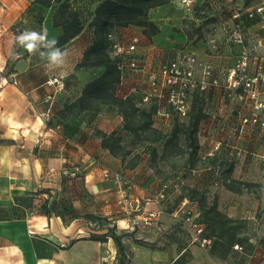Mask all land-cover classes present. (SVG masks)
I'll list each match as a JSON object with an SVG mask.
<instances>
[{"label": "crops", "instance_id": "obj_1", "mask_svg": "<svg viewBox=\"0 0 264 264\" xmlns=\"http://www.w3.org/2000/svg\"><path fill=\"white\" fill-rule=\"evenodd\" d=\"M204 1L195 0V12L192 15L195 21L198 19L196 9L200 10L199 6ZM246 1L222 8L221 13L226 14L221 21H225L228 25L232 21L235 23L241 21L251 33L255 32L262 36L264 26L260 18L264 19V0H254L251 4H246ZM0 4V14L3 13L7 21L4 23L0 20V27L3 29L9 23L22 22L29 30L28 24L32 22V15L41 13L42 23L32 30L40 32L47 29L49 39L56 38L61 33V28L52 24L54 11L52 7H41L33 0H0ZM258 5H262L263 12L256 15L255 19L247 18L245 11ZM215 7L217 8V5ZM208 11L211 12L212 8ZM235 11L239 13L238 18L234 16ZM147 16L159 30L150 37L162 48L187 40L182 31V11L176 7L174 0L151 8ZM119 29L143 31V27L135 25ZM89 35V31L83 30L61 47V50L66 49L69 55L64 69L66 72L63 70L64 73L60 74L69 75L71 81L67 83L65 90L60 92L64 100L58 98L62 102L59 107L64 102L77 98L88 82L90 72L73 69V66L81 59L83 51L91 43ZM192 41L194 40H188V44ZM197 45L199 42L191 45V48ZM23 49L21 47L16 52L14 71L10 73V77L16 81V86L2 77L0 100L8 102V94L20 89L26 90L33 98V102L40 95L43 101L50 96L57 102L56 93L50 94L52 87L47 84L48 70L41 69L44 58L30 54L23 56L21 55ZM229 57L232 55L230 54ZM46 89H49L50 93L44 94ZM72 94L75 96L67 98ZM57 108L56 105L55 109ZM9 121L10 124L0 130V264H117L116 247L112 238L107 236L104 241L100 239L105 234L106 228L94 227L92 221L82 217L65 222L60 216L47 217L41 213L40 206L45 199H56L62 207V203H65L72 193H75L72 196L74 200H71L73 205L81 200L90 214L105 217L108 221L115 218L117 232L128 233L123 237L126 264L171 262L169 249H150L137 245L132 241L131 235L141 241H152L164 229L165 221L180 223L169 213L182 197L178 194L180 188L171 190L162 203L166 211L161 214L159 227L155 231L152 228L141 230L136 227L130 231L125 230L124 218L128 213L115 203L117 192L122 185L111 178V174L118 172L123 178L136 184L129 189V200L132 203H143L149 196L155 194L160 180L155 182L154 177L147 178L148 172L141 167L126 168L119 158L101 147L100 139L94 134V130L99 128L97 116L81 119L73 115L62 119L63 129L59 132L47 130L41 118L34 120L32 125H27L19 114L11 113ZM250 129L232 135L228 134L229 132L225 133L231 136L227 145L231 142L229 147L234 150L232 155L234 167L230 177L252 181L253 184L256 183L254 187H258L259 190L256 193L244 190L236 193L220 185L221 187L217 189L218 209L228 217L246 220L254 219L256 210L261 209L259 233L264 235V179L255 177L254 172L257 169L253 167V162L249 163L243 157L250 155L255 160L259 158L262 161L259 162L264 165V149L261 146L263 143L260 144L264 140V132H255V129L250 132ZM204 138L208 145L204 154L207 155L213 150L215 133L207 130ZM214 153L216 154V151ZM86 189L92 194L86 197L80 196ZM41 190L45 192H40ZM174 196L177 198L174 199ZM76 213L79 214L81 211ZM64 218L67 216L64 215ZM176 256L178 253H175V258ZM189 263L195 264V259L193 258ZM205 264L226 263L208 255Z\"/></svg>", "mask_w": 264, "mask_h": 264}, {"label": "rangeland", "instance_id": "obj_2", "mask_svg": "<svg viewBox=\"0 0 264 264\" xmlns=\"http://www.w3.org/2000/svg\"><path fill=\"white\" fill-rule=\"evenodd\" d=\"M253 1L247 0L246 4H251ZM238 3H243V0H205L199 6L200 10L196 9L198 16L196 21L194 17L184 15H182L183 18L181 17V21L184 23L182 26L183 32L198 28V31H195L189 40H194L190 43L191 45L198 42L199 45L191 48L187 39L185 42L163 48V50L171 51L173 47L180 49L182 46H188L195 52L200 62L209 63L214 67L213 77L217 79V84H213L215 86L209 85L205 92H197L191 100L194 111L199 110L200 114L204 116L200 120L195 133L197 148L194 154H191L192 145L189 143L190 134L187 127L189 118L173 123L172 128L166 133H158L153 129L149 133L142 134V139L138 140L122 128L123 120L119 115L112 113L97 115L101 130L106 132L114 130L121 135V151L119 152L130 151V154L125 156L123 165H128L133 160L138 161L136 166L148 172L147 178L149 176L154 177L155 182L163 179H173L176 176L181 177L183 183L178 191L181 196H187L192 189L196 190L194 201L203 213L206 224L205 234L211 236L213 240L209 247L192 243L187 229L180 223L170 221H165L164 229L152 241H141L131 235L132 241L137 245L150 249H169L172 257L171 262H166L168 264H187L193 258L195 264H205L208 255L226 264H247L251 261L256 264H264V235L259 233L262 210L257 209L254 219L246 220L239 217H228L218 209L219 195L217 189L221 187L220 185L236 193L243 190L256 193L259 190L258 187H254L256 183L253 184L252 181H242L237 177H230L234 167L232 162L234 150L229 147L231 142L228 145L227 142L231 137L230 135L235 134V132L239 133L242 118L250 119L257 116L258 120L263 122L257 125H245L243 132L247 128H251L250 132L254 129L255 132H264V115L262 112V108H264L263 41L260 40L261 36L255 32L251 33L241 21L237 23L232 21L230 25L225 21H221L223 15L226 14L221 13V9ZM73 4L78 8L84 19L82 30L90 32V42H92L94 34L88 22L92 18L89 13L90 8L95 4V0H73ZM210 8H212L211 12L208 11ZM0 20L7 23L3 13L0 14ZM31 21L28 24L29 30L41 24L43 16L41 13L32 15ZM25 30H27V26L22 22L9 23L5 29L0 27V79L5 77L6 81L10 83H13V77H10V73L14 71L16 52L21 48L14 44V40L16 36ZM140 30L142 31V29ZM198 35L200 37L196 38ZM21 52L23 56L28 54L25 49ZM230 54L232 57H229ZM240 54H245L248 57V74L257 75L259 78L258 88L256 87L257 91L254 96H250L248 92L243 90H231L226 87V71L236 62ZM45 63L46 60L44 59L41 63L42 71L46 69ZM76 64H74L73 69H76ZM64 69L65 66L51 71L46 69L48 70L46 76L51 78L53 74L64 73ZM80 70L90 72V76L87 78L89 81L99 75L103 69L80 68ZM197 78H200L199 71H197ZM70 81L71 79L68 83ZM14 85L16 86V84ZM45 92L50 93V90L46 89L44 94ZM54 93H56L55 100H57L55 107L57 105L59 108L62 104L61 100H64L63 94L61 95L60 91H54L52 88L50 94ZM74 96L72 94L67 98ZM44 108H46L45 102L41 95L36 97L35 102H33V98L30 94H27L26 90L17 89L16 92L8 94V102L0 100V130L5 129L10 124L11 113L19 114L21 118L25 119V124L32 125L34 120L41 118L40 112ZM207 130L215 133L213 146L216 154L214 156L204 154L208 146L204 138ZM260 144L263 148L264 140ZM243 157L249 163L250 161L253 162V167L257 169L254 172L255 177L264 179V165L259 162L261 160L259 158L255 160L250 155H244ZM89 194L92 193L86 189L84 194L80 196L86 197ZM74 195L75 193L70 194L68 202L62 203L64 215L68 218L80 211L81 213L78 215L90 214L86 210L87 206L81 200L73 205L71 200H74L72 199ZM107 196L109 197V195ZM109 198L112 199V197ZM176 198L177 196H174V199ZM94 216L98 217L97 220H92L94 227H115V218L106 222L101 219L102 217ZM175 253H178L176 258ZM124 264L126 263L124 262Z\"/></svg>", "mask_w": 264, "mask_h": 264}, {"label": "built area", "instance_id": "obj_3", "mask_svg": "<svg viewBox=\"0 0 264 264\" xmlns=\"http://www.w3.org/2000/svg\"><path fill=\"white\" fill-rule=\"evenodd\" d=\"M174 1L182 15L192 17L195 12V0ZM97 2L95 1V4ZM262 12V5H258L245 11V14L247 18L255 19L256 15ZM236 13L238 11L234 12V16L238 18L239 13ZM79 16L83 23L81 13ZM260 20L264 26V19ZM106 38L107 53L115 61L119 73V80L114 88L115 96L121 99L130 98L137 107H153L152 127L160 133H166L172 128L173 123L189 118L193 95L205 92L209 85L217 84V79L213 77L214 67L209 63L200 62L195 52L188 46H182L180 49L173 47L171 51L163 50L160 44L141 30L114 29L107 33ZM260 40L264 44V33ZM247 61L248 57L245 54L237 57L236 62L226 71V87L231 90H243L254 96L259 78L257 75L248 74ZM197 71L200 72V78H197ZM51 76L47 84L52 86L54 91L60 92L65 90L71 79L69 75L63 74ZM12 82L16 84L15 80ZM44 101L47 106L40 112V116L45 122L46 129L53 132L61 131L63 123L55 116V101L50 96ZM262 112L264 115V108ZM49 123L51 124L48 125ZM261 123L263 122L259 121L257 116L250 119L244 117L238 131L242 133L245 125ZM215 151L213 147L207 156H214ZM111 175V178L122 185L117 192L115 203L128 213L124 218L123 229L129 231L135 227L141 230L152 228L155 231L159 227L161 214L166 211L162 203L171 190L181 188L183 183L179 176L160 180L155 194L149 196L143 203H132L129 200V189L136 184L123 178L118 172ZM169 211L171 216L187 229L192 243L202 247H209L212 244V238L205 234L203 213L194 200L182 196ZM247 264L256 263L251 261Z\"/></svg>", "mask_w": 264, "mask_h": 264}, {"label": "trees", "instance_id": "obj_4", "mask_svg": "<svg viewBox=\"0 0 264 264\" xmlns=\"http://www.w3.org/2000/svg\"><path fill=\"white\" fill-rule=\"evenodd\" d=\"M41 7L54 8L52 14L53 26L60 27L61 33L55 38L58 41L57 47L61 48L69 40L79 35L83 30V23L79 16V10L73 4V0H33ZM98 1L90 10L89 15L92 18L89 20V27L94 34L93 41L85 48L81 59L77 62L76 69L102 68V72L89 80L83 87L81 94L74 100L66 101L61 107L55 109V116L61 121L73 115L81 119L93 118L100 113H112L119 115L122 120V128L130 133L133 138L141 140V135L149 133L155 128L152 127L153 107H137L132 99H121L115 96L114 88L119 80V73L116 63L107 53L108 41L106 38L110 30L119 29L128 25L143 27V32L147 36L156 34L159 30L156 25L148 19V11L151 8L168 4L171 0H95ZM77 6V5H76ZM88 17V16H87ZM86 18V17H85ZM184 24V23H183ZM185 30L184 33L187 39H191L194 32ZM198 35L196 38H199ZM204 116L199 110L194 111V106L189 113L188 130L189 143L192 145L191 154H194L197 148L195 133L200 120ZM160 133L158 130H156ZM175 132V131H174ZM173 132V133H174ZM94 134L100 139L101 147L107 149L108 152L121 160L124 163L126 155L130 151L120 153L121 151V135L116 131L105 132L99 128L94 130ZM134 157V156H133ZM138 161L133 160L130 164L124 165L126 168L136 167ZM175 178V177H174ZM48 193L49 191L46 190ZM40 192H45L41 190ZM196 190H190L186 196L194 200ZM40 211L45 216L51 215L60 216L63 221H70L75 218L82 217L86 220H97L98 217L93 214L70 215L64 218L62 207L56 199H45ZM108 222L107 218L102 217ZM128 233L117 232L116 227L108 226L105 234L100 238L102 241L107 236L111 237L117 253V264H124L126 255L123 243V237ZM206 236H209L206 234ZM211 237V236H209Z\"/></svg>", "mask_w": 264, "mask_h": 264}, {"label": "clouds", "instance_id": "obj_5", "mask_svg": "<svg viewBox=\"0 0 264 264\" xmlns=\"http://www.w3.org/2000/svg\"><path fill=\"white\" fill-rule=\"evenodd\" d=\"M14 44L23 47L30 55L44 58L45 67L50 71L63 68L67 63L68 51L57 47V39H49L47 29L40 32L25 30L15 37Z\"/></svg>", "mask_w": 264, "mask_h": 264}]
</instances>
